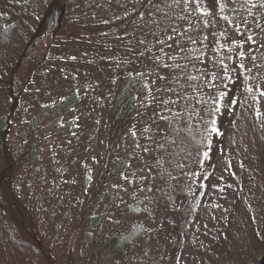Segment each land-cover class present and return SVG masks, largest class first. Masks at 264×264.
<instances>
[{
  "label": "rangeland",
  "instance_id": "374dc122",
  "mask_svg": "<svg viewBox=\"0 0 264 264\" xmlns=\"http://www.w3.org/2000/svg\"><path fill=\"white\" fill-rule=\"evenodd\" d=\"M143 4L0 0V264L264 260V128L247 102L231 113L223 109V135L211 137L203 167L197 160L206 141L199 131L177 123L179 134L161 137L158 124L163 128L164 122L149 118L157 105L142 84L165 99L187 86L174 78L167 85L174 92H156L167 82L152 84L157 70L149 61L125 62L133 55L125 47L135 43L132 32L143 39L151 31L134 24ZM206 5L215 13V0ZM237 8L251 23L252 16ZM251 11L264 23L259 10ZM165 12L175 17L179 9L162 5L155 16L162 24L169 23ZM226 15L235 19L237 13ZM223 26L217 21V34ZM147 39L151 48L155 41ZM227 39L241 37L230 29ZM150 69L152 75L140 81L128 76Z\"/></svg>",
  "mask_w": 264,
  "mask_h": 264
},
{
  "label": "snow or ice",
  "instance_id": "6c2138e0",
  "mask_svg": "<svg viewBox=\"0 0 264 264\" xmlns=\"http://www.w3.org/2000/svg\"><path fill=\"white\" fill-rule=\"evenodd\" d=\"M136 2L139 3L140 0ZM215 3L216 11L213 13L207 7L206 0H171V3L168 0H160L159 3L156 0H144L145 11L138 12V20L134 21V24L141 31L145 27L150 28L151 31L145 33L143 39L135 37L133 31L135 43L130 40L129 46H125L126 51L133 54L125 61L126 63L135 64L141 62L140 58H143L157 70L152 84L155 85L157 80L167 82L165 86L156 88V92H174L167 86L174 78H182L187 88L192 89V93H188L187 88L184 91H175V98L165 99L153 95V89L147 84H142L146 97H151L157 105V110L149 118L154 123L164 122L163 128L158 124L162 138L166 139L169 132L179 134L182 129L189 133L200 132L202 139L206 141V150L203 151L202 158L197 160L201 167L205 160L210 159L211 137L218 138L223 135L218 127V117L222 115L223 109L227 108L231 113L237 104L243 106L247 102L248 107L254 112L256 121L261 128H264V109L261 108L264 104V72L258 71L264 68V23L251 11L259 10L261 18L264 19V0H215ZM162 5L170 9H179L175 17H168V13H163V17L169 19L168 24H162L155 18L156 14L161 12ZM237 5L252 16L251 23L246 17L238 15ZM227 12L237 13L236 18L230 19L226 15ZM146 14L148 19H145ZM236 20H239V23ZM140 21L143 23L141 24ZM217 21L225 22L219 34L216 29ZM152 25H155V28H152ZM230 29L241 39L228 40ZM149 35L155 41L151 48L149 44L152 42L147 39ZM209 36L213 37L211 41ZM220 36L225 38V43H220ZM120 39L123 43V39ZM153 48L156 49L155 53L152 51ZM146 52L149 54L146 55ZM220 52H224L225 55H221ZM258 52L259 56L256 55ZM177 57L185 62L179 63ZM190 67L195 69V75L189 71ZM160 69L166 71H158ZM133 75L137 81H140L142 77H150L152 69L147 73H128L130 78ZM238 81L237 92L228 99L232 85L237 84ZM241 90L246 93L243 99L237 94ZM226 99L227 103H225ZM141 103L145 108L152 106L151 102L146 104L144 100ZM171 105L177 107L173 109ZM165 110L172 113L171 118L162 115ZM177 123L182 124V129L175 127ZM130 131L135 138L136 132L131 129ZM148 131V128L143 129V132ZM172 143L175 144L176 140L173 139ZM135 146L141 147L138 141ZM158 148L167 151L162 144L158 145ZM149 150L148 146L143 147L144 152ZM193 175L198 176L199 173L194 172ZM204 179H207V175ZM199 187H204L202 182ZM148 190L151 191L150 188Z\"/></svg>",
  "mask_w": 264,
  "mask_h": 264
},
{
  "label": "trees",
  "instance_id": "16d2710c",
  "mask_svg": "<svg viewBox=\"0 0 264 264\" xmlns=\"http://www.w3.org/2000/svg\"><path fill=\"white\" fill-rule=\"evenodd\" d=\"M110 246H114L115 248L117 247V244L116 243H114V245H110ZM261 264H264V260L262 261V263Z\"/></svg>",
  "mask_w": 264,
  "mask_h": 264
}]
</instances>
